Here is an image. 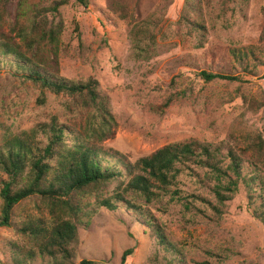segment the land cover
Listing matches in <instances>:
<instances>
[{"label":"rangeland","instance_id":"374dc122","mask_svg":"<svg viewBox=\"0 0 264 264\" xmlns=\"http://www.w3.org/2000/svg\"><path fill=\"white\" fill-rule=\"evenodd\" d=\"M56 1L60 0H24L23 4L12 0L6 23L0 21V31L9 32L7 23L16 21L26 23L30 35L34 34L32 21L39 22L40 30L60 31L61 74L74 79L95 77L110 96L118 130L115 139L103 143L108 151L138 159L166 144L191 138L224 141L233 147H243L246 134L260 133L264 138V65L258 75L245 76L243 81L207 82L197 69L175 63L179 56L199 55L213 44L229 50L253 44L264 52V0H249L245 5L238 0H213L211 4L204 0H88L87 7L78 0H66L57 10L52 8ZM149 20L154 43L139 54L131 30L134 24ZM194 22L206 29L191 26ZM38 41L47 43L51 54L49 40ZM1 73L0 147L7 129L18 133L49 121L54 114L60 121L67 119V98L47 92L46 102L39 104L38 88L7 75L4 69ZM170 96L173 101L163 112L150 109ZM245 97L255 98L260 108H251ZM245 158L255 164L247 161L245 171L255 168L258 182L264 183V150L260 156L249 151ZM196 170L198 173L181 176L183 194L201 198H190L194 203L190 210L167 195L154 199L149 211L165 224L166 234L184 251L189 264L205 260L264 264V224L253 216L249 198L256 194L255 185L249 188L242 183L234 198L221 205L212 188L215 181L205 176V170ZM124 180L127 178L113 180L88 196L87 203L93 206L98 198L108 197ZM203 199L221 206L220 218H215L212 205ZM37 201L36 197L22 200L15 207L13 221L23 218L22 211L35 212ZM78 230L72 259L38 254L29 264H77L83 258L95 260V264H172L163 258L152 231L132 209L102 208L89 227L80 225ZM9 241L23 244L27 238L16 226H0V264L11 262ZM132 247L134 253L123 262L124 251Z\"/></svg>","mask_w":264,"mask_h":264},{"label":"trees","instance_id":"16d2710c","mask_svg":"<svg viewBox=\"0 0 264 264\" xmlns=\"http://www.w3.org/2000/svg\"><path fill=\"white\" fill-rule=\"evenodd\" d=\"M11 1L0 0L3 24ZM78 1L84 7L89 4L88 0ZM204 1L211 4L213 0ZM238 1L245 5L249 0ZM23 3L24 0H19V4ZM65 3L66 0L56 1L52 8L57 10ZM7 24L9 32L0 31V75L4 69L7 75L38 88L39 104L46 102L47 92L64 96L68 115L65 121L54 114L49 121L39 122L30 129L18 133L6 132L7 129L4 133L0 147V226H16L27 238L23 244L8 242L10 264H29L38 254L72 259L79 226L89 227L102 208L138 212L155 236L163 258L172 264H189L184 251L166 234L165 224L148 208L154 199L169 195L190 210L194 205L190 198L194 201L201 198L194 193L184 195L180 183L182 175L198 173L196 168L205 170V176L215 181L212 188L221 205L234 198L242 183L249 188L255 185L256 194L249 196L254 205L252 214L264 224V183L258 182L255 168L245 171L248 163L255 165L245 155L251 151L260 156L264 150L262 134L244 135L243 147L191 138L166 144L138 159L117 150L108 151L103 143L115 139L118 122L110 96L101 90L99 80L95 77L74 79L61 74L57 41L60 31L40 30L39 22L32 21L30 29L34 34L30 35L26 33V23ZM190 24L206 29L201 23ZM151 27L150 20L132 27L131 37L139 54L154 43ZM46 38L52 47L51 54L46 49L47 43L41 45L38 41ZM263 55L253 44L230 50L213 44L199 55L183 54L175 63L197 69L207 82L243 81L245 76L258 75L259 67L264 65ZM245 100L251 108H260L255 98L245 97ZM172 101L170 96L161 106H150V109L163 112ZM121 178H127L122 187L108 197L98 198L93 206L87 203L88 196ZM35 197L38 199L34 205L36 211H22L23 218L13 221L15 207L22 200ZM212 207L215 218H220L221 206ZM133 253V247L126 249L122 261L126 262ZM95 263L83 258L77 264ZM199 264L212 263L205 260Z\"/></svg>","mask_w":264,"mask_h":264}]
</instances>
